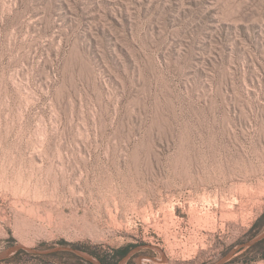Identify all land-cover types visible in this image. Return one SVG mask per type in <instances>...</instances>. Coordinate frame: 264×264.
Wrapping results in <instances>:
<instances>
[{
    "label": "rangeland",
    "instance_id": "obj_1",
    "mask_svg": "<svg viewBox=\"0 0 264 264\" xmlns=\"http://www.w3.org/2000/svg\"><path fill=\"white\" fill-rule=\"evenodd\" d=\"M261 240L264 0H0V264H264Z\"/></svg>",
    "mask_w": 264,
    "mask_h": 264
},
{
    "label": "trees",
    "instance_id": "obj_2",
    "mask_svg": "<svg viewBox=\"0 0 264 264\" xmlns=\"http://www.w3.org/2000/svg\"><path fill=\"white\" fill-rule=\"evenodd\" d=\"M262 242H264V241L261 240V243H262ZM118 255H123V251H119V252H118ZM104 264H106V263H104Z\"/></svg>",
    "mask_w": 264,
    "mask_h": 264
}]
</instances>
